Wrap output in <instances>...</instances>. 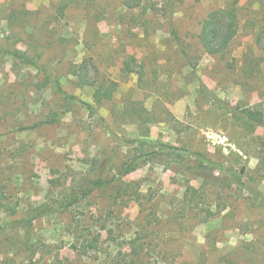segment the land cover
I'll return each mask as SVG.
<instances>
[{"label":"rangeland","instance_id":"obj_1","mask_svg":"<svg viewBox=\"0 0 264 264\" xmlns=\"http://www.w3.org/2000/svg\"><path fill=\"white\" fill-rule=\"evenodd\" d=\"M170 1L0 0V188L19 203L17 216L0 211V264H264V125L233 111L264 112V0ZM228 7L238 34L225 54L210 55L202 23ZM54 81L76 97L72 110L19 130L64 111ZM110 81L117 91L100 100ZM138 139L176 146L183 157H145L156 148L131 142ZM98 176L118 179L28 231L11 224L32 206L56 205L64 186ZM132 182L142 205L118 193ZM97 234L98 250L74 247Z\"/></svg>","mask_w":264,"mask_h":264},{"label":"trees","instance_id":"obj_2","mask_svg":"<svg viewBox=\"0 0 264 264\" xmlns=\"http://www.w3.org/2000/svg\"><path fill=\"white\" fill-rule=\"evenodd\" d=\"M167 5L171 3L170 0H166ZM239 31V21H238V14L236 11V8L234 7H228V8H220L212 11L203 21L201 31H200V42L202 44V47L205 49V51L210 55H223L225 54L229 47L232 44V41L236 37ZM18 38H21L19 33H16ZM173 35L177 39V42L180 43V38L178 37L175 30H173ZM13 55L21 59L24 63H32V60L29 56H27L24 52L17 50L13 53ZM136 57H131L130 60H127L125 70L127 72H134L132 69L131 62L129 61H135ZM81 79L86 80L88 82L87 74H80ZM54 86L56 87L57 91L64 97L66 104L65 109L62 113L53 112L50 114V116L46 120L39 121L33 125L29 126H22L19 128V130H28V129H35L41 125L44 124H54L59 122L60 118L63 114L70 112L72 110L73 104H75L76 97L73 95H70L67 93V91L64 90L63 86L60 84L59 81H54ZM118 89V82L117 81H110L109 86L100 85L101 90V96L100 100H111L113 98V95L115 91ZM84 106L88 109L89 113L91 115L99 117L96 109L94 106L90 103H83ZM234 116L242 120L244 123L250 126H257V125H264V112L261 110H255L251 108H243L236 106L233 108ZM150 129H147V133ZM144 136H148V134H144ZM131 142L137 143L138 145L144 146V145H150L156 148L152 153L151 152H145L143 156L147 157L151 154H161L163 152H167L170 155L177 156L178 158H182V152L180 148L173 146L168 143L160 142V141H153V140H146V139H138L136 141L132 140ZM196 157H201L207 164L221 168L220 165H218L217 162L202 157L201 153H194ZM142 155H139L137 159H140L143 157ZM136 157V156H135ZM176 159V158H175ZM137 161L134 159L133 163H128L124 168L120 171L119 176H125L128 174V172L137 165ZM118 177L111 178V179H104L102 177H97L94 179H86V181L80 183L79 187L76 189V187H67L64 186L63 193H61V196L59 197V200L57 201L56 205L53 204H46L42 206H32L28 213L21 218H15L11 221V224H15L16 227L23 229V230H29L30 225L33 221L45 217L47 215L54 214L57 210L62 211H68L71 207H74L78 205L81 201L88 200L90 195L94 192L95 189L103 188L111 183H113ZM58 182H60L59 179H52L50 181L51 185H56ZM119 195H131L135 197V200L139 204H143L141 196L142 193L139 191V184L128 183L126 185H121L119 187L118 191ZM190 188H187L186 194L189 195ZM18 207L19 203L14 200H12L6 193L4 189L0 188V211L6 212L9 216H17L18 215ZM23 245L28 251V254L32 251V245H30V239L25 237V240L23 238ZM100 244V235H94L92 239L85 238L83 241V245L81 247L74 245V247L83 254H87L90 249L92 250H98ZM134 249V247H133ZM35 252V251H34ZM33 252V253H34ZM32 253V254H33ZM119 255H124V253L119 252ZM30 261L29 264H36L31 257H29ZM28 260V257H27Z\"/></svg>","mask_w":264,"mask_h":264}]
</instances>
